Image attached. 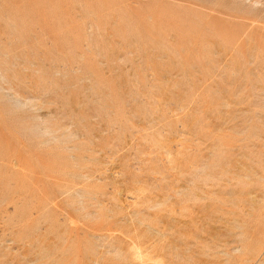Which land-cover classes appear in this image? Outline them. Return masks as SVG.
<instances>
[{"label": "rangeland", "instance_id": "1", "mask_svg": "<svg viewBox=\"0 0 264 264\" xmlns=\"http://www.w3.org/2000/svg\"><path fill=\"white\" fill-rule=\"evenodd\" d=\"M0 264H264V0H0Z\"/></svg>", "mask_w": 264, "mask_h": 264}]
</instances>
